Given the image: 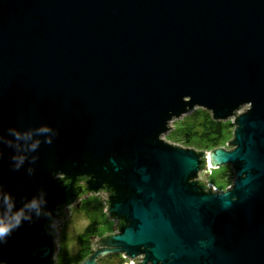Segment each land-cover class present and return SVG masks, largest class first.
Instances as JSON below:
<instances>
[{"label":"water","instance_id":"1","mask_svg":"<svg viewBox=\"0 0 264 264\" xmlns=\"http://www.w3.org/2000/svg\"><path fill=\"white\" fill-rule=\"evenodd\" d=\"M195 107L231 148L164 139ZM98 193L116 230L77 264H264V0H0V264H54Z\"/></svg>","mask_w":264,"mask_h":264},{"label":"rangeland","instance_id":"2","mask_svg":"<svg viewBox=\"0 0 264 264\" xmlns=\"http://www.w3.org/2000/svg\"><path fill=\"white\" fill-rule=\"evenodd\" d=\"M203 110L205 109L202 107H195L189 112L183 114L181 117L172 119L170 121V126L172 127H170V130L163 135L164 139L177 145H184L183 147L193 148V144L191 145L184 143L183 134L179 131V129H181L180 127L183 124L182 122L186 118H188V120L190 121H193V123L198 124L199 115L201 113H204L202 112ZM208 114L210 115L209 112ZM214 121H220L222 125V129H220L219 137L217 138L218 142L216 143V145L224 146L225 148H231V145L226 143L227 140H230L232 138L234 126L231 123V118H228L226 120ZM191 139L192 142H195V147L196 143H200L199 146L202 145L201 147L206 148H204V150H208V141L199 139L197 135H193ZM232 179V169L230 168L229 164H224L213 168L211 170V173L208 174V176L206 177L205 181L211 182L217 189L223 190L231 184ZM99 196H102V193L88 194L86 197H83L79 200L78 206H76V203H74L69 207L68 212H65V218L60 221L62 223L60 224L58 230V248L54 255V264H57L58 258L60 257L63 251L67 255L74 256L76 254H79L81 248H83V246H81V244L79 243V236L85 231L86 228H89L91 230H89V232H94L91 235H94L96 233V237L103 235L104 232L112 233L116 230L115 228H112V224L115 222V219L109 218L106 211L103 210V207L106 206V203H104V199L100 200ZM111 254L121 255V253ZM107 256L108 254L97 258V264H105L102 259H107ZM123 260L126 259L123 257ZM133 260L134 262L138 261V257Z\"/></svg>","mask_w":264,"mask_h":264},{"label":"trees","instance_id":"3","mask_svg":"<svg viewBox=\"0 0 264 264\" xmlns=\"http://www.w3.org/2000/svg\"><path fill=\"white\" fill-rule=\"evenodd\" d=\"M199 115L198 124L193 123V121L188 120V118L183 120V124L180 127L179 131L183 134V140L186 144H193V148L197 151L200 149L204 150L205 147L199 146L200 143H196V147L194 146L195 142H192L193 135H197L199 139L208 141V150L217 147L216 143L218 142V137L220 133V129H222V125L220 121L212 120L211 115L208 114L205 110H203ZM213 140V141H211ZM211 141V142H209ZM184 146V145H183ZM206 149V148H205ZM91 227V226H90ZM89 228H86L85 231L79 236V243L83 248H81L79 254L77 255H67L64 251L61 253L58 258L57 264H77L80 260L88 256L91 252L90 249V237L94 232H89ZM91 231V230H90ZM60 252V250H59ZM59 254V253H58ZM99 261V260H98ZM105 264H121L124 260L122 254H108L107 259L103 260ZM56 264V263H55Z\"/></svg>","mask_w":264,"mask_h":264},{"label":"clouds","instance_id":"4","mask_svg":"<svg viewBox=\"0 0 264 264\" xmlns=\"http://www.w3.org/2000/svg\"><path fill=\"white\" fill-rule=\"evenodd\" d=\"M209 168V172H208V174H210L211 173V170L213 169V168H211V167H208ZM209 183H211V182H209ZM212 184V183H211ZM212 186H214V184H212ZM215 187V186H214ZM216 188V187H215ZM217 189V188H216ZM218 190H220V189H218ZM0 228H2V229H4V231H0V236H4L5 234H6V232L8 231V229H7V227H5V226H3V225H0ZM123 256V255H122ZM124 257V256H123ZM125 258V257H124ZM126 260H128L127 258H125ZM126 260H124V261H126Z\"/></svg>","mask_w":264,"mask_h":264},{"label":"built area","instance_id":"5","mask_svg":"<svg viewBox=\"0 0 264 264\" xmlns=\"http://www.w3.org/2000/svg\"><path fill=\"white\" fill-rule=\"evenodd\" d=\"M213 189H215L216 190V188L213 186ZM62 219H59L58 220V218H55L54 219V221H53V224H52V226H56L57 224H60V221H61ZM59 226L60 225H58V228H59ZM57 236H58V231H57ZM57 236H56V238H55V241H56V245H57V248H58V244H57Z\"/></svg>","mask_w":264,"mask_h":264},{"label":"flooded vegetation","instance_id":"6","mask_svg":"<svg viewBox=\"0 0 264 264\" xmlns=\"http://www.w3.org/2000/svg\"><path fill=\"white\" fill-rule=\"evenodd\" d=\"M83 184V181L82 180H80L79 182H78V185H82ZM107 193V192H106Z\"/></svg>","mask_w":264,"mask_h":264},{"label":"snow or ice","instance_id":"7","mask_svg":"<svg viewBox=\"0 0 264 264\" xmlns=\"http://www.w3.org/2000/svg\"><path fill=\"white\" fill-rule=\"evenodd\" d=\"M0 231H4V229L0 228Z\"/></svg>","mask_w":264,"mask_h":264},{"label":"bare ground","instance_id":"8","mask_svg":"<svg viewBox=\"0 0 264 264\" xmlns=\"http://www.w3.org/2000/svg\"><path fill=\"white\" fill-rule=\"evenodd\" d=\"M243 108H244V106H243Z\"/></svg>","mask_w":264,"mask_h":264}]
</instances>
